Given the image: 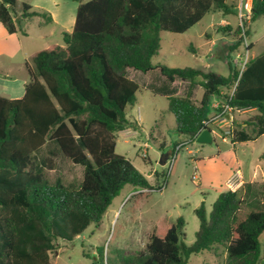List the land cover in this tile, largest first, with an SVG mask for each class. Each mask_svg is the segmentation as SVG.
Segmentation results:
<instances>
[{"label":"trees","instance_id":"16d2710c","mask_svg":"<svg viewBox=\"0 0 264 264\" xmlns=\"http://www.w3.org/2000/svg\"><path fill=\"white\" fill-rule=\"evenodd\" d=\"M73 1L78 3L75 23L72 32L62 34L64 44L31 56L33 66L26 65L30 81L21 98L0 95V264H54L51 255L58 241L72 242L92 224H99L126 185L139 191L150 188L132 162L115 151L117 133L138 128L126 118L139 89L128 77L129 69L159 70L169 83L181 80L194 85L200 80L204 94L199 105L189 94L167 97L177 130L191 141L209 121L206 110L214 96L222 97V104L233 111L256 110L257 134H264V53L242 71L229 63L228 76L153 62L161 49L162 32L184 34L209 12L237 15L235 3ZM251 1L250 20L255 21L264 16V0ZM17 2L0 0V23L8 34L23 32V24L36 17L52 23L49 13L26 2L18 14ZM246 26L243 21L234 32L229 27L222 31L241 39ZM48 143L83 168L79 184L51 182L46 171L53 169L52 159H44L42 167L34 161L33 155ZM195 214L199 228L193 244L182 241V217L159 222L151 227L145 250L122 257L120 264H188L192 255L216 247L225 249L222 264H264V179L258 187L248 185L245 194L221 193L210 212L202 203ZM103 254L97 261L104 259Z\"/></svg>","mask_w":264,"mask_h":264},{"label":"rangeland","instance_id":"374dc122","mask_svg":"<svg viewBox=\"0 0 264 264\" xmlns=\"http://www.w3.org/2000/svg\"><path fill=\"white\" fill-rule=\"evenodd\" d=\"M241 1L246 0L229 2L239 8ZM24 2L31 4L36 11L49 13L52 23L47 24L44 18L36 17L23 24V32L13 35L8 34L0 23V95L12 99L20 98L25 83L30 81L26 65L33 66L31 56L53 44H64L62 34L72 32L78 7L73 0H18V14ZM232 16L229 19L221 11L209 12L184 34L162 32L161 49L153 59L154 64L192 67L223 76L230 73L228 63L240 70L244 61L248 63L264 53V16L255 21L241 19L239 9L237 15ZM221 20L230 21L231 27L217 24ZM243 21L247 22L244 31L248 35L237 38L240 41L235 49L229 50L232 56L227 63V42L221 40L222 36L231 35H224L222 28L229 27L234 32ZM214 22L213 29L211 23ZM205 33L211 34V40L216 38L215 46L206 43ZM230 39L226 37V41L230 42ZM235 58L237 63L233 61ZM128 77L139 89L135 103L128 106L126 118L139 127L129 133L118 132L115 151L132 162L148 180L150 188L140 192L135 186L126 185L112 200L99 224H92L72 242L58 241L51 255L54 264H108L107 259L109 264H120L122 257L131 258L145 250L151 227L159 222H175L179 217L185 222L182 241L191 245L199 228L195 210L204 203L210 212L217 197L228 191L226 181L233 173L240 169L249 174L258 166L260 185L264 179V162L261 160L264 134H257L259 113L256 110L233 111L232 122L226 118L216 119L219 122L212 123L214 142L199 144L177 130L175 117L168 111L167 97H186L189 93L190 100L201 101L204 89L200 85L195 88L194 84L189 89L187 83H179L173 87L159 70L143 73L129 69ZM223 93L228 94L227 91ZM218 99L212 97L207 105L209 120L214 113L212 105ZM174 149L171 155L174 163L170 170L171 158L164 166L160 159ZM46 158L53 162V169L46 171L51 182L56 179L66 185L81 182L83 168L67 160L53 143L33 155L39 167ZM101 251L104 259L99 262L97 257ZM225 254L223 247H216L192 255L188 264H222Z\"/></svg>","mask_w":264,"mask_h":264},{"label":"crops","instance_id":"0c3cea01","mask_svg":"<svg viewBox=\"0 0 264 264\" xmlns=\"http://www.w3.org/2000/svg\"><path fill=\"white\" fill-rule=\"evenodd\" d=\"M230 17H233L232 15H225V18H229L230 19ZM75 23V22H74ZM217 24H219V25H228V26H230L231 27V25H232V23L230 22V21H225V20H221L219 23H217ZM214 26H215V22L214 23H211V28H213L214 29ZM217 32H218V30H217ZM218 34H220V33H218ZM221 35V34H220ZM204 36H205V39H206V43H209V44H211L212 46H215L216 45V43H215V40H216V38H212V40H211V34H209V33H205L204 34ZM226 37H229V38H231L230 40V42L229 41H226ZM222 40L221 41H223V42H227V45H225V48H227L226 50H227V53H226V55H225V60H226V62L228 63L229 62V60H228V58H230V56H232V54L230 55L229 54V50H233L234 49V45H236V42H237V39L235 38V37H233V36H222ZM224 45V44H223ZM209 51L211 52L212 51V49L210 48L209 49ZM235 57H237V55H235ZM220 58H223L222 57V55H220ZM224 60V59H223ZM233 61L235 62L236 61V58L235 59H233ZM229 64V63H228ZM175 68V67H174ZM129 71V70H128ZM29 82H27V83H25V85H24V87H23V94H22V96L24 95V92H25V86L28 84ZM188 84L189 85V89H191V87H192V84H191V82L190 81H181V80H176L175 82H173V83H171V85L173 86V87H175L177 84ZM199 86V84L198 83H196V85H195V88H197ZM194 90V89H193ZM187 94H189V93H187ZM21 96V97H22ZM20 97V98H21ZM192 102H194L195 104H197V105H199L200 104V102L201 101H194V100H191ZM222 103H223V99L221 98V97H219V99L217 100V101H215L214 102V104L212 105V107H213V109H214V113L213 114H211L212 115V117H211V120H209L208 122H209V128L212 130V134H213V137H214V135H215V129L213 128V126H212V123L213 122H219V121H216V120H214V121H212V119L213 118H215V115H216V110L215 109H217V107L219 106V105H222ZM210 115V116H211ZM233 119H234V117L230 114V115H227L226 116V120H228L229 122H232L233 121ZM219 124V123H218ZM217 124V125H218ZM137 126L139 127V125L137 124ZM124 132H126V133H129L130 131H131V128H129V129H126V130H123ZM123 131H121V132H123ZM264 162V161H263ZM258 166H256L253 170H252V172L251 173H249V174H245V173H243L240 169L239 170H237L235 173H233L232 175H231V177H229L228 179H227V181H226V184H227V182H228V180L229 179H231L233 176H236L237 178H238V180H239V178H240V181H241V185L240 186H238V188L237 187H235L236 188V191L237 190H239V191H241L243 194H245V192H246V189H247V186L248 185H255L256 187H258L260 184H259V181H258V178H259V176H260V174H258L259 172H258ZM262 182H263V180H262ZM228 188V187H227ZM228 190H229V188H228Z\"/></svg>","mask_w":264,"mask_h":264},{"label":"built area","instance_id":"2783aa9c","mask_svg":"<svg viewBox=\"0 0 264 264\" xmlns=\"http://www.w3.org/2000/svg\"><path fill=\"white\" fill-rule=\"evenodd\" d=\"M239 17L241 19L245 18V19H251V10H252V1L251 0H246V1H241L240 3V6H239ZM241 27H243V22H242V25ZM243 35L245 37V31H244V28H243ZM239 57V56H238ZM236 63L238 62L237 59L235 61ZM247 64V61H244L242 63V66H241V69L240 71H242L245 67V65ZM222 108L221 111H218L216 112V115H215V118L212 119V121L216 120V119H221V118H226L227 115H230L233 110L232 108L228 105V104H222V105H219L217 107L218 108ZM204 126L202 127V129L195 135V137L197 135H199L204 129L205 127L209 126V122L208 121H205L203 122ZM181 147V146H180ZM178 148V147H177ZM179 149V148H178ZM171 158V157H170ZM171 160V163H170V170L173 166V163H174V157L170 159ZM242 183L240 181V178L238 180V178L236 176H233L231 179L228 180L227 182V187L229 188V190L231 191H236V188H238V186H240ZM142 191V190H141ZM140 191V192H141Z\"/></svg>","mask_w":264,"mask_h":264},{"label":"water","instance_id":"95a60500","mask_svg":"<svg viewBox=\"0 0 264 264\" xmlns=\"http://www.w3.org/2000/svg\"><path fill=\"white\" fill-rule=\"evenodd\" d=\"M195 141L199 144H212L214 142L212 130L210 128H205L199 135L195 137ZM172 151L164 153L160 159V164L164 166L170 159Z\"/></svg>","mask_w":264,"mask_h":264}]
</instances>
